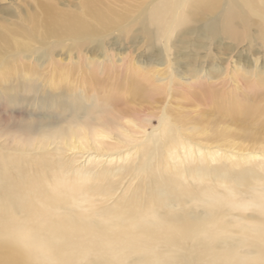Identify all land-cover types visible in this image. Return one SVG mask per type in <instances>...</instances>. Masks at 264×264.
<instances>
[{
	"label": "bare ground",
	"instance_id": "bare-ground-1",
	"mask_svg": "<svg viewBox=\"0 0 264 264\" xmlns=\"http://www.w3.org/2000/svg\"><path fill=\"white\" fill-rule=\"evenodd\" d=\"M219 1L154 0L148 19L159 29L169 15L168 33L183 24L185 34L186 24L200 22L197 8L233 35L231 8L216 15ZM253 12L264 21V0ZM111 16L96 17L110 27L117 23ZM75 21L62 25L52 15L44 23L56 39L91 32ZM31 91L0 84V106H41L45 91ZM89 91L80 92L84 101H60L67 105L50 112L48 123L32 118L15 133L0 127V264H264L263 145L238 147L227 125L204 139L206 127L193 132L164 110L149 130L150 119L116 108L114 95ZM222 110L241 115L237 105ZM216 186L222 196L207 199Z\"/></svg>",
	"mask_w": 264,
	"mask_h": 264
},
{
	"label": "rangeland",
	"instance_id": "rangeland-1",
	"mask_svg": "<svg viewBox=\"0 0 264 264\" xmlns=\"http://www.w3.org/2000/svg\"><path fill=\"white\" fill-rule=\"evenodd\" d=\"M153 2L0 0V84L10 85L17 94L32 87L31 93L45 91L46 95L37 107L12 104L5 109L1 105V129L10 126L11 133H15L32 118L44 117L43 124L48 123L50 112L67 105L60 101L69 102L71 97L86 100L79 94L87 87L92 94L106 98L114 95L116 108L133 110L137 117L150 119L149 130L158 126L157 115L164 110L170 122L177 118L182 127H192L193 132L206 127L207 136H199L204 139L227 125L233 133L230 136L241 143L238 147L257 150L264 146V21L253 12L257 0L217 3L216 15L222 16L227 7L231 8L233 35L228 34L222 21L212 24L208 12L201 14L197 8L194 13L200 22L186 24L190 30L182 34L179 28L183 24L178 26L175 21L178 27L169 34V15L163 16L159 29L148 19ZM93 5L105 8L104 13ZM106 8L112 13H107ZM52 15L62 25L73 19L75 24L83 22L92 30L86 33L79 29L82 34L56 39L44 23ZM107 15L117 20L114 26L105 27V19L97 20L96 16ZM203 27L213 34L207 36ZM93 79L105 81L106 86L90 88ZM261 82L262 86L257 84ZM90 99L93 104L95 98ZM231 105H237L241 115L231 119L223 112V107ZM222 177L220 173L218 178ZM223 193L216 186L204 194L208 199L220 198ZM186 195L182 193L179 199ZM195 201L192 197L189 200ZM233 248L243 250L239 245Z\"/></svg>",
	"mask_w": 264,
	"mask_h": 264
}]
</instances>
